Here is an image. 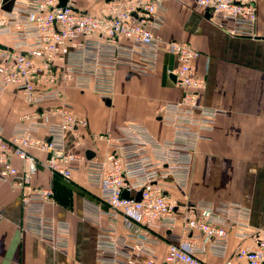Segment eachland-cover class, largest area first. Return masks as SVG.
<instances>
[{"label": "built area", "instance_id": "1", "mask_svg": "<svg viewBox=\"0 0 264 264\" xmlns=\"http://www.w3.org/2000/svg\"><path fill=\"white\" fill-rule=\"evenodd\" d=\"M257 1L195 0L194 10L231 36L254 37ZM81 2L99 6L100 12L81 7ZM166 13L163 0H66L65 5L62 0H15L0 19V35L13 40L9 47L0 45V90L15 86L34 111L21 118L10 140L0 130V179L12 178L14 186L26 189L27 230L56 251L67 249L69 226L46 215L54 190L31 186L37 170L33 148L47 152L48 169L65 180L84 170L88 184L110 207V225L98 237L97 264H156L153 246L162 240L168 247L160 264H205L202 257L208 253L227 257L232 232L255 243L239 245L225 264H264V230L250 231L246 208L190 204L168 194V181L181 189L188 186L198 145L213 131L220 112L199 102L206 87L196 70L200 52L160 35ZM163 46L175 57L176 66L168 74L183 92L181 100L160 108L173 137L160 141L129 123L122 126L121 138L108 139L112 150L104 157L88 159L86 153L70 151L67 135L80 145L81 129L88 123L73 114L58 85L71 81L81 92L109 99L121 67L139 77H154ZM49 102H63L56 107L59 118L54 122L37 118L45 115L43 106ZM42 129L48 131L46 139L35 136ZM14 157L27 164L25 171L13 166ZM117 216L122 217V234Z\"/></svg>", "mask_w": 264, "mask_h": 264}, {"label": "crops", "instance_id": "2", "mask_svg": "<svg viewBox=\"0 0 264 264\" xmlns=\"http://www.w3.org/2000/svg\"><path fill=\"white\" fill-rule=\"evenodd\" d=\"M14 1L0 0V19ZM163 2L167 13L160 35L165 41L184 42L200 52L196 70L206 80V87L199 102L220 112L213 131L205 134L207 138L198 145L188 186L181 189L168 181V194L190 204H240L250 213V231L257 234L264 230V0L257 1L254 37L229 35L208 16L194 10L195 0ZM80 6L100 12L99 6L91 3L81 2ZM12 43L11 37L0 35V45L9 47ZM175 66V57L163 46L154 77H139L125 67L119 68L109 103L94 92L77 90L71 81L59 84L73 114L88 123L81 129L80 145L70 133L67 135L68 149L104 157L112 150L108 139L121 138L122 126L129 123L146 128L157 140L172 138L174 130L162 122L160 108L182 98V90L168 74ZM62 103L44 104L45 115L37 118L56 121V107ZM119 108L123 110L119 112ZM33 111L15 86L0 90V130L6 139L12 138L21 118ZM35 136L46 139L48 131L42 129ZM30 154L37 168L31 186L54 190L46 215L68 224L69 244L65 251H56L28 231L23 212L26 189L14 186L12 178L0 179V264H97L98 237L110 225V207L88 184L84 170L75 171L71 180H65L48 169L47 152L33 148ZM12 164L21 172L27 169L17 157ZM115 220L119 233H124L122 217ZM254 243L253 239L243 242L232 232L227 257L208 253L202 259L205 264H225L239 245ZM167 247L165 240L153 246L156 264L164 261Z\"/></svg>", "mask_w": 264, "mask_h": 264}, {"label": "water", "instance_id": "3", "mask_svg": "<svg viewBox=\"0 0 264 264\" xmlns=\"http://www.w3.org/2000/svg\"><path fill=\"white\" fill-rule=\"evenodd\" d=\"M65 3H66V0H62V5H65ZM13 4H14V2H11V3L8 5V7L6 8V10H7L8 12L11 11V9H12V7H13ZM171 78H172L173 81L175 82V80H176L175 76L172 75ZM106 102L109 103L110 100L107 99ZM86 156H87L88 159H92V158H94V154H93L92 152H90V151H88V152L86 153ZM124 197H128V193H124Z\"/></svg>", "mask_w": 264, "mask_h": 264}, {"label": "rangeland", "instance_id": "4", "mask_svg": "<svg viewBox=\"0 0 264 264\" xmlns=\"http://www.w3.org/2000/svg\"><path fill=\"white\" fill-rule=\"evenodd\" d=\"M123 110V108H119L118 111L121 112Z\"/></svg>", "mask_w": 264, "mask_h": 264}]
</instances>
